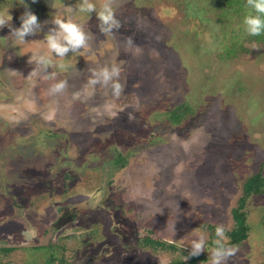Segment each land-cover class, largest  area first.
<instances>
[{"label":"rangeland","instance_id":"obj_1","mask_svg":"<svg viewBox=\"0 0 264 264\" xmlns=\"http://www.w3.org/2000/svg\"><path fill=\"white\" fill-rule=\"evenodd\" d=\"M229 1L108 0L121 27L104 36L78 0H25L41 32L19 50L0 28V264H187L201 234L196 264H209L216 225L228 237L245 183L264 176V43L245 32V0ZM24 10L0 0L13 27ZM66 16L89 47L45 75L28 58L47 54L43 35ZM111 63L123 69L119 97L87 83ZM60 79L66 89L49 95ZM241 213L247 238L228 237L225 264H264V192Z\"/></svg>","mask_w":264,"mask_h":264},{"label":"clouds","instance_id":"obj_2","mask_svg":"<svg viewBox=\"0 0 264 264\" xmlns=\"http://www.w3.org/2000/svg\"><path fill=\"white\" fill-rule=\"evenodd\" d=\"M20 3L24 5L25 10L18 17V26H12L11 17L8 13L7 15H0V28L7 27L9 29L8 35L4 37H11L7 41L8 48L18 47L19 50L20 46L26 43V36L37 35L41 32L40 25L43 23V21L38 20L35 13L28 9L25 0H20ZM67 7L69 12L73 11L71 5ZM245 7L249 9L242 20L245 32L250 36L261 35L264 33V0H245ZM75 10L87 14L89 18L94 13L99 32L104 36L113 35L114 30H119L121 27V22L108 0H105L99 10H97L93 0H78ZM52 24L54 26L43 35L48 50L47 54H34L28 58V62H35L45 75L48 73L47 69L52 66L53 59L63 60L70 50L72 53L78 54L89 47L87 41L90 33L86 32L80 23L74 22L71 16L57 17L52 21ZM3 43L4 41L0 39V45ZM125 44L131 48L136 47L131 37L125 39ZM56 67L63 69L67 65L59 63ZM122 71V66L119 63H111L100 67L98 70L90 69L91 75L87 83L93 87L99 85L110 88L112 96L119 97L124 87L121 83ZM31 73L32 75L40 74L36 69L31 70ZM66 87L67 81L60 79L49 86L48 93L49 95L59 94ZM225 232L226 229L222 224L216 225L214 230L216 239L212 242L209 264H225L227 258L235 253L236 248L228 244V237ZM202 251H206V241L201 234L191 240L184 259L198 256Z\"/></svg>","mask_w":264,"mask_h":264},{"label":"trees","instance_id":"obj_3","mask_svg":"<svg viewBox=\"0 0 264 264\" xmlns=\"http://www.w3.org/2000/svg\"><path fill=\"white\" fill-rule=\"evenodd\" d=\"M232 0L229 1L231 3ZM256 42L264 43V33L259 36H251ZM176 118V117H175ZM175 118H173L175 120ZM264 192V176L261 173H257L253 175L244 185L243 188V196L240 198L238 208L233 209L232 217L235 222V228L228 233V237L230 238V245H235L247 238L248 225L246 224V218L241 213V209L245 206L246 200L252 195H259ZM147 244L151 246H158L161 248L174 249L173 246L167 245L164 242H147ZM198 260H203V258L198 255L195 257H191L190 261L187 264H196Z\"/></svg>","mask_w":264,"mask_h":264},{"label":"flooded vegetation","instance_id":"obj_4","mask_svg":"<svg viewBox=\"0 0 264 264\" xmlns=\"http://www.w3.org/2000/svg\"><path fill=\"white\" fill-rule=\"evenodd\" d=\"M57 212H59V210H57ZM68 214L67 209H64V213H63V217H65ZM66 220L64 218H60L57 219L55 221V223H52L49 228L45 231L44 235H43V246L44 247H48V246H52V244H54L55 242L52 243L51 240H53V238L56 237V233L59 232V230H61L62 228H64V222ZM73 220H69V222H72ZM49 241H51V243H49ZM50 244V245H49ZM29 246V245H27ZM31 246V245H30ZM31 247H35V246H31Z\"/></svg>","mask_w":264,"mask_h":264},{"label":"bare ground","instance_id":"obj_5","mask_svg":"<svg viewBox=\"0 0 264 264\" xmlns=\"http://www.w3.org/2000/svg\"><path fill=\"white\" fill-rule=\"evenodd\" d=\"M1 233V232H0Z\"/></svg>","mask_w":264,"mask_h":264}]
</instances>
